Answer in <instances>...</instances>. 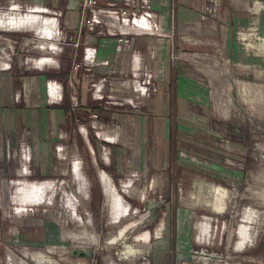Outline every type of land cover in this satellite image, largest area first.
<instances>
[{"label": "rangeland", "instance_id": "obj_1", "mask_svg": "<svg viewBox=\"0 0 264 264\" xmlns=\"http://www.w3.org/2000/svg\"><path fill=\"white\" fill-rule=\"evenodd\" d=\"M246 1L232 37L222 0H151L147 34L83 21L71 54L59 11L37 12L55 39L0 30V264H264V0Z\"/></svg>", "mask_w": 264, "mask_h": 264}, {"label": "crops", "instance_id": "obj_2", "mask_svg": "<svg viewBox=\"0 0 264 264\" xmlns=\"http://www.w3.org/2000/svg\"><path fill=\"white\" fill-rule=\"evenodd\" d=\"M224 2V6L227 10V20L225 23V26L231 31L229 37H232L233 30L240 29L241 27H245L249 25L251 22H249L248 17L246 16V0H222ZM3 3V4H2ZM14 4L9 6L8 10L11 11H2L0 9V30H9V31H20V30H29V31H35L38 35H42L47 37L48 39L56 37H53L54 34H56V22L50 17H41L37 12L43 11L46 13L53 14V11H59V15L56 17H60V28H61V37H62V44H65V46L70 51V54L73 52L75 53L74 47L71 45L73 40L75 38L80 37L81 39H84L86 35L81 36L78 35V14H79V0H0V4ZM100 6L104 5V2L99 3ZM13 7H16L17 9H14ZM25 8V11L28 13H24L23 15H20L17 13V11L20 10V8ZM13 11H16L13 12ZM9 13V14H8ZM13 14V15H11ZM54 15V14H53ZM90 15L89 12H87V17ZM69 18V19H68ZM257 18L256 24V33L264 36V12L263 13H256L255 17L253 18V21ZM116 24L113 25L115 27ZM117 26V25H116ZM88 29V28H86ZM87 31V30H86ZM85 34H87V32ZM89 31V30H88ZM91 34V33H90ZM89 34V35H90ZM95 34V33H94ZM96 35V34H95ZM100 37V36H99ZM101 39V38H99ZM256 43V41H255ZM231 49L233 52L242 51V46L237 49H235L234 42L230 43ZM56 45L51 44L49 48H47V51H49V54L47 56H38L36 58H28L25 61V64L30 66H41L42 64H50L51 58L50 56L55 52ZM257 52H252L254 55H256L257 61H253L251 66H253V69H256L258 72L262 73V77L260 78L261 81H264V48L256 49ZM136 61L139 62L141 57L136 56ZM244 58V57H243ZM34 59V61L32 60ZM247 65V64H246ZM247 65V66H250ZM256 67V68H255ZM250 71V67L248 68ZM32 69L26 70V75H32L36 77L37 74H40L36 71L32 72ZM43 75V74H42ZM2 86V83L0 82V88ZM50 87L51 91H50ZM1 90V89H0ZM64 93V94H63ZM46 94L51 98L59 99L61 96V100L58 102H53L51 104H48L45 107L51 108V109H60L62 112V116L67 115V110L65 108L66 104L70 103V94H68L67 90V84L66 86L62 83L61 89L58 84L51 81L48 82ZM12 105L20 106L19 103L11 102ZM117 141V139H116ZM104 192V189H103Z\"/></svg>", "mask_w": 264, "mask_h": 264}, {"label": "built area", "instance_id": "obj_3", "mask_svg": "<svg viewBox=\"0 0 264 264\" xmlns=\"http://www.w3.org/2000/svg\"><path fill=\"white\" fill-rule=\"evenodd\" d=\"M100 2H104V5L100 6ZM87 12L90 15L87 17ZM155 13L152 10L151 0H79V14H78V26L83 21L86 22L88 30H91L96 23L104 27L105 32L117 31L120 33H139L147 34L151 33L152 29H160L155 21ZM103 19H110L115 21L117 25L116 29L111 28ZM153 21V27H150V23ZM131 23L134 28V32H121L118 27L125 25L128 29V24ZM103 29V28H102ZM136 30V31H135ZM264 37L256 35V41H262ZM79 37L72 42L73 47H76ZM86 54H92L94 47H83Z\"/></svg>", "mask_w": 264, "mask_h": 264}, {"label": "bare ground", "instance_id": "obj_4", "mask_svg": "<svg viewBox=\"0 0 264 264\" xmlns=\"http://www.w3.org/2000/svg\"><path fill=\"white\" fill-rule=\"evenodd\" d=\"M103 21H105L111 28L116 29V27H117L116 25H115V27H113V25L115 24L114 23L115 21L110 20V19H103ZM150 27L151 28L153 27V21H152V23H150ZM117 29L121 30V32H123V31L126 32L127 28L125 27V25H123L121 27H118ZM100 176H101V179L103 180V183H104V190L106 191L109 187V184H108L109 180L107 179L106 176H104V174H101Z\"/></svg>", "mask_w": 264, "mask_h": 264}, {"label": "water", "instance_id": "obj_5", "mask_svg": "<svg viewBox=\"0 0 264 264\" xmlns=\"http://www.w3.org/2000/svg\"><path fill=\"white\" fill-rule=\"evenodd\" d=\"M71 253L85 256L86 254L89 253V249L88 248H75V247H73V248H71L70 254Z\"/></svg>", "mask_w": 264, "mask_h": 264}, {"label": "trees", "instance_id": "obj_6", "mask_svg": "<svg viewBox=\"0 0 264 264\" xmlns=\"http://www.w3.org/2000/svg\"><path fill=\"white\" fill-rule=\"evenodd\" d=\"M25 73H27V72H25ZM51 76H54V75H51ZM51 76H49V77H51ZM13 78H15V77H13ZM64 94V93H63ZM68 115V117L70 118V116H69V114H67Z\"/></svg>", "mask_w": 264, "mask_h": 264}]
</instances>
